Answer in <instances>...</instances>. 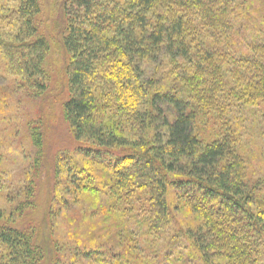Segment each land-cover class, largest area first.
I'll use <instances>...</instances> for the list:
<instances>
[{
	"label": "trees",
	"instance_id": "1",
	"mask_svg": "<svg viewBox=\"0 0 264 264\" xmlns=\"http://www.w3.org/2000/svg\"><path fill=\"white\" fill-rule=\"evenodd\" d=\"M67 2L65 47L72 61L68 68L70 97L63 113L79 143V153L90 158L92 154H111L116 147L128 145L96 118L97 94L102 88H114L117 95L124 93L121 101L127 111L140 109L147 99L139 88L141 84L131 86L133 72L130 74L123 62L110 66L105 73L97 72L96 67L112 58L133 60L135 56L154 58L150 55L168 54L175 65L179 63L176 76L185 82L189 102L177 88L153 95L150 106L145 102L150 115L157 113L152 126L158 131V141L144 142L147 125L143 124L138 129L139 143L129 149L124 147V156L112 154L119 157L111 168L119 177L120 189L127 194L149 191L146 222L151 232L158 235L169 221L167 179L170 174L188 173L187 189L192 195L186 202L191 212L203 220L191 233V239L203 263L224 259L228 264H264V179L253 184L247 181V164L239 153V137L234 136L237 128L233 129L239 119H231L233 104L264 106V43H251V55L246 58L238 57L224 36L212 37L211 45L198 41L202 35H211L206 31L228 35L234 27L231 19L244 0ZM38 13L39 0H21L17 20L21 28L14 43L0 33V48L12 70L44 91L41 80L47 44L44 37L35 35L33 18ZM181 62H186L184 71ZM96 78L106 86L98 87ZM127 82V87L122 85ZM165 106L176 112L172 123L165 115ZM201 109L217 113L227 134L211 142L200 139L195 124ZM34 131L32 142L38 152L39 168L44 142L41 134ZM22 206L17 209L19 213ZM33 234L7 222L0 211V264H47L45 251Z\"/></svg>",
	"mask_w": 264,
	"mask_h": 264
},
{
	"label": "rangeland",
	"instance_id": "2",
	"mask_svg": "<svg viewBox=\"0 0 264 264\" xmlns=\"http://www.w3.org/2000/svg\"><path fill=\"white\" fill-rule=\"evenodd\" d=\"M20 2L0 0V33L10 43H14L21 28L17 22ZM66 2L39 0V13L33 18L35 35L44 37L47 44L41 80L44 91L12 70L0 48V211L7 222L34 232V240L45 251L47 264H204L191 239V233L197 231L203 220L191 212L186 202L192 195L191 189H187L188 173L169 175L165 197L168 226L156 235L146 222L149 191H122L119 177L111 168L127 152L124 147L129 149L141 141L138 129L143 124L147 125L144 142L158 141V131L152 126L157 113L150 115L147 107L153 95L177 88L189 102L186 84L176 76L179 63L175 65L172 57L163 53L150 55L154 58H112L99 64L97 72L105 73L110 66L123 62L125 69L133 72L131 86L141 84L139 88L147 99L140 109L127 111V105L121 101L124 93L117 95L114 88H102L97 94L96 118L128 145L116 147L111 154L85 157L79 153V143L63 113L70 97L68 68L72 61L65 47ZM235 15L231 19L233 30L228 35L206 31L211 35H202L198 41L211 45L212 37L224 36L229 41L224 44H230L238 57L250 56L251 43H264V0H244ZM180 66L182 71L187 69L186 62ZM95 81L98 87L106 86L98 78ZM122 85L127 87L128 82ZM233 110L231 119H239L233 126L237 128L234 136L241 142L239 153L247 164V181L253 184L264 179V106L236 103ZM164 111L168 120L174 122V108L165 106ZM197 114L196 134L204 142L227 134L217 113L201 109ZM33 130L41 134L44 142L39 168ZM19 206L23 207L21 213L17 211ZM213 264L228 262L218 259Z\"/></svg>",
	"mask_w": 264,
	"mask_h": 264
}]
</instances>
